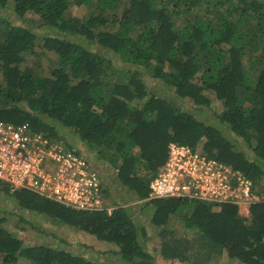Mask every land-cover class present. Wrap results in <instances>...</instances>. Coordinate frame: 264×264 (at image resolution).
Segmentation results:
<instances>
[{
  "label": "trees",
  "instance_id": "16d2710c",
  "mask_svg": "<svg viewBox=\"0 0 264 264\" xmlns=\"http://www.w3.org/2000/svg\"><path fill=\"white\" fill-rule=\"evenodd\" d=\"M8 2L0 0V8ZM12 5L13 20L0 14V121L27 124L81 153L60 131L76 134L103 168L116 169L110 180L122 200L111 211H82L11 190L3 181L1 191L22 209L114 244L125 264H202L198 258L207 264L222 256L264 264L263 187L247 216L231 204L147 200L143 206L152 209L154 226H165L175 214L193 233L191 243L159 230L157 250L146 244L147 232L122 196L131 194L134 201L149 196V181L170 142L239 170L254 187L264 183V0H13ZM73 5L87 13H74ZM47 53L54 56L47 72L26 59L40 62ZM110 70L117 76L111 78ZM148 75L162 93L147 90ZM208 92L220 101L216 117L227 129L197 118L201 107H209ZM177 100L192 102L195 110L183 111ZM103 168L97 167L99 174ZM102 185L108 193L104 180ZM3 221L0 217V264H102L58 244L23 246Z\"/></svg>",
  "mask_w": 264,
  "mask_h": 264
},
{
  "label": "built area",
  "instance_id": "2783aa9c",
  "mask_svg": "<svg viewBox=\"0 0 264 264\" xmlns=\"http://www.w3.org/2000/svg\"><path fill=\"white\" fill-rule=\"evenodd\" d=\"M0 181L75 210L113 209L104 205L101 176L84 153L27 124L0 121ZM254 188L239 170L170 142L165 161L149 181V196L142 200L176 197L246 208L260 200Z\"/></svg>",
  "mask_w": 264,
  "mask_h": 264
},
{
  "label": "rangeland",
  "instance_id": "374dc122",
  "mask_svg": "<svg viewBox=\"0 0 264 264\" xmlns=\"http://www.w3.org/2000/svg\"><path fill=\"white\" fill-rule=\"evenodd\" d=\"M13 0H9L6 8H0V14H4V16L9 17L10 19H14L16 16L12 12L13 8ZM71 10L83 16L87 13V9L84 6H72ZM200 12H202L200 10ZM25 16H31L30 13H27ZM27 24L26 22H21ZM38 31L43 32V29L37 28ZM40 52V49H37ZM27 55V54H26ZM112 56V54H109ZM52 53H47V58L37 62V58H33L32 56L27 55V60L30 62L32 66H41L45 69V72L48 71V68L51 67L52 63H48L49 60L53 59ZM48 59V61H47ZM52 62V61H51ZM110 73L112 70L109 71ZM111 76V74H109ZM108 75V76H109ZM109 76V78H110ZM117 74L111 76V78L116 77ZM149 76V77H148ZM143 77V80L146 84L147 90L162 93L157 86L155 79L152 80L150 75ZM208 98L210 100L209 107H201L200 112L196 114L199 120H202L206 123H214V125L219 126L222 129H227L223 124H220L216 114L220 113L222 110V105L219 100H217L213 93H207ZM176 100V99H175ZM176 105L182 109L183 111H191L195 110V106L192 102H184L177 100L175 101ZM60 134L64 136L65 140L71 142L76 146H79L82 149V153H84L90 161L95 165V167L101 169L105 167L101 162L97 160V158L89 152L78 140L76 134L72 133L67 129H63L60 131ZM229 136L233 138L234 142H237V145L241 149H246V144L244 141L229 133ZM235 142V143H236ZM72 151L73 148H70ZM98 169V170H99ZM104 171L100 172L101 181L104 180V185L108 188V193L105 191L104 195V205L108 208H115L118 206L119 202L115 194L116 188L115 185L111 183V178L116 174V169L108 168L107 170L103 168ZM109 176V180L107 177ZM264 183L261 186H256L255 191L262 192L261 188H264ZM114 191V198L111 196V192ZM123 199L127 202L124 203V206H131L132 210H134V219L137 224L141 227H144L147 234L145 236V241L150 248L159 249V245L161 242V237L159 236V230H170L175 233L176 236L186 238L191 241L193 239V233L191 230H188L182 223L180 215H171L169 218V222L162 227H156L151 223L152 209L144 208L143 204L146 200H137L134 201L131 194L122 193ZM261 198V195L259 196ZM122 200V199H120ZM122 205V204H120ZM185 210V209H184ZM181 214V213H180ZM0 217L4 219V226L15 233L22 241L23 246H31L34 244L40 243H48L51 245L58 244L61 248L69 250L76 255L85 256L86 258H92L101 262L102 264H125L120 257L115 254L113 251L116 249V246L109 242H101L98 241L94 236L88 235L76 228H73L69 225L59 222L58 220L52 219L47 215L37 213L34 211H29L26 209H22L18 207L17 203L13 200V198L6 195L0 189ZM192 258V257H191ZM156 262L164 263L163 260L159 258H155ZM194 260L196 258L194 257ZM197 261L202 264H206L202 258H198ZM173 264H185L186 262H172ZM207 264H240L236 260L228 259L225 256L222 257H213L212 260Z\"/></svg>",
  "mask_w": 264,
  "mask_h": 264
},
{
  "label": "crops",
  "instance_id": "0c3cea01",
  "mask_svg": "<svg viewBox=\"0 0 264 264\" xmlns=\"http://www.w3.org/2000/svg\"><path fill=\"white\" fill-rule=\"evenodd\" d=\"M239 210H240V212H242L245 216H247L248 215V207H246V208H239Z\"/></svg>",
  "mask_w": 264,
  "mask_h": 264
}]
</instances>
